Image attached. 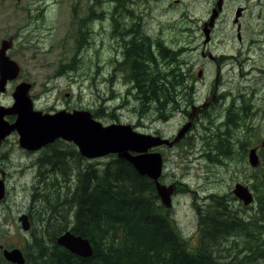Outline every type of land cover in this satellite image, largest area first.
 Returning <instances> with one entry per match:
<instances>
[{
	"label": "rangeland",
	"instance_id": "1",
	"mask_svg": "<svg viewBox=\"0 0 264 264\" xmlns=\"http://www.w3.org/2000/svg\"><path fill=\"white\" fill-rule=\"evenodd\" d=\"M138 1L140 3L134 5L137 9L134 21L140 26H155L157 37L177 36L178 41L174 48L188 46L186 47L188 52L191 51L189 48L196 45L201 38V27L210 17L212 7L217 6V0H136ZM115 2L120 3V1ZM115 2L112 0H94V2L92 0H0V45L2 39L13 38L14 45L9 50V54L18 61L23 70L20 79L8 84L2 101L6 104L13 103L12 93L17 82L25 79L33 84L31 94L37 96L38 107L51 113L50 106L63 108L67 104L78 105L80 108L88 107L105 124L125 123L127 120L132 123L137 122L138 111L141 109V101L138 100L137 95L127 94L125 89L121 93H113L104 84L99 74V66L102 67L106 58H111V52L104 51L100 46L103 38L102 29L105 26H125L119 23L114 25L111 20V9L115 6ZM239 2L245 3L248 7L241 19L245 29V40L240 44L236 35H230L235 28V12H230L229 8L220 15L215 39L216 44L220 42L219 45L217 44L220 54H232L236 47H242V50L238 48L234 52L238 60L233 66L240 86L246 82L248 86H253V89L258 88L256 99L252 102L255 110L261 107L262 103V110L254 117L250 142L253 147L255 145L260 147L264 140V123H262V115L264 116V0H229V6H235ZM91 4L95 8L94 20L88 22V26L96 29L97 33L93 38L95 42L80 48L73 38L74 29L77 26L73 21V7L77 5L79 15L85 17ZM253 38L259 41L253 43ZM77 51L81 56L75 61L73 58L77 57L75 55ZM157 57L160 60L161 69L168 70L165 60L159 53ZM72 63L73 68L76 67L74 70H69L60 77H54L61 65ZM230 67V65L226 66V79L232 77L231 74H227ZM211 76L213 73H209V77L214 78ZM173 109L175 108H171ZM168 120L157 118L152 123V127L162 129L173 136L180 128L178 127L179 118L174 117ZM205 144L198 138H190L174 149L164 150L166 177H170V181L181 182V187L185 188L174 195L173 206L166 209H170L179 229L191 245L197 244L200 237L198 209H203L210 204L212 194L224 196V201L229 206L239 208L241 217H249V206L255 203L256 199L245 206L243 201L235 195L234 188L237 183H243L252 190L256 198V190L251 185L252 180L254 181L252 176L264 165L254 167L248 160V166L252 170L249 168L251 174L245 175L239 171L244 165L243 150L240 153L235 150L227 153L216 151L217 155L200 157L201 148ZM243 144L244 142L241 143ZM232 145L239 147L236 142ZM208 162L211 163L210 166ZM35 177L31 173L16 174L10 181L9 200L0 205V244L21 247L25 231L22 229L21 221H18V216L26 212L30 207L29 204H32L31 193L37 184ZM51 177H44L43 181L45 179L49 181ZM33 184H35L34 188H32ZM8 201L9 205L6 204ZM59 214L62 213L59 212ZM57 223L58 221L52 222L49 228L51 233L58 228ZM245 237L231 236V241L238 240L236 244L240 245L242 241H245ZM228 245L229 241L224 239L220 246L226 248ZM26 246L21 249L25 258ZM261 246H264V242ZM2 250L0 249V262L5 263L2 259L4 258ZM244 252L249 251L233 246L232 253L230 250H225L223 253L227 257L221 260L234 262L233 254L236 262L239 263L243 260Z\"/></svg>",
	"mask_w": 264,
	"mask_h": 264
},
{
	"label": "trees",
	"instance_id": "2",
	"mask_svg": "<svg viewBox=\"0 0 264 264\" xmlns=\"http://www.w3.org/2000/svg\"><path fill=\"white\" fill-rule=\"evenodd\" d=\"M92 6L85 17L79 15L77 5L73 7V21L77 26H88L94 20ZM126 16L111 9L114 25ZM177 55L178 51L162 48L161 57L167 63H174L172 68L162 70L157 58L155 93L141 91L137 95L142 102L155 101L161 113L167 102L173 100L176 89L183 86L181 69L175 65L179 63ZM139 64V83L149 84L151 78L145 74L143 57ZM69 65L64 64L72 67ZM61 160L57 175L39 182L35 190L32 204L38 215L25 245L26 264H264V246H261L264 242V165L252 176L256 202L249 206V217H241L239 208L229 206L224 196L212 194L210 204L203 208L199 240L191 245L161 203L154 181L139 174L127 159L110 154L104 164L94 162L87 167L88 171L83 165L78 168L75 182L71 179L70 160ZM53 221H58V228L51 233ZM69 229L91 240L92 256H78L58 244V236ZM231 236L246 237L237 245L238 240L231 241ZM224 239L229 241L231 249L229 245V248L220 246ZM232 244L249 251L244 252L239 263L233 254L234 262L221 260L227 257L225 250L232 253ZM2 259L5 263L0 264H14Z\"/></svg>",
	"mask_w": 264,
	"mask_h": 264
},
{
	"label": "flooded vegetation",
	"instance_id": "3",
	"mask_svg": "<svg viewBox=\"0 0 264 264\" xmlns=\"http://www.w3.org/2000/svg\"><path fill=\"white\" fill-rule=\"evenodd\" d=\"M112 1H120V3L115 2V6L112 7V9L127 16L123 18L122 20L124 21H121L120 23L121 25L123 24L125 26H105L102 29L103 38L100 42V46H102L104 51L111 52V58H106L105 63L102 64V67L99 66V74L101 75L104 84H106L107 87L113 91V93H121L123 92V89H125L127 94L132 95H138L141 91L147 92L148 94H154L155 69L158 58L157 54L159 53L161 56L162 48L178 51L177 59L179 63H176L175 65L181 69L183 75V86L177 88L173 100L167 102V105L164 108L165 113H161L158 110L155 101L145 100V102H142L138 98V100L141 101V109L138 111L139 120L134 123L127 120L125 123L132 124L134 129L138 132L161 135L163 137H168L170 140L175 138L183 126L189 124L190 128L186 132L183 139L176 142L173 146L163 144L150 149V151H159L163 155V160L165 162L164 150L166 148L174 149L185 142L186 139L198 138L206 143L201 148L199 154L200 157L207 158L211 154H217L216 151L223 152V150H225L227 153L230 150H235L237 153H240L241 150H243L245 153V155L242 156L244 165L239 171L245 175H248L251 172L249 171L250 167L248 166V163L250 162H248L249 151L253 148L250 142L252 137V125L254 123V117H256V115L262 110V103L261 107L255 110L254 103L252 101L256 99V89L258 88L253 89V86H248L246 82L243 86H240V84L237 83V72L234 70L233 64L237 62L236 60H238V57L236 54H234V52L237 51L238 48H241L240 50H242V47H236L231 52L232 54H220L218 53L217 46V44L219 45L220 42L216 44L215 39V31L220 15H223L225 11H228V8L230 9V12H235L236 14V11L242 7L243 13L240 21L239 23H235L234 21V27L236 30L233 28V32L230 33V35H236L239 43L245 40V29L241 19L247 12V5L243 2H239L235 4V6H229V0H222V9L220 10V15L216 19L214 26L211 27L209 35L210 40L206 41L207 36L204 33L205 21L201 27V38L196 45L192 46V48H189L191 51L188 52V49L186 48L188 46H183L179 49L174 48L175 43L178 41L177 36L174 38L162 36L157 37L155 26H140L134 21V19L132 20L131 16H134L135 18V14L137 13V9L134 8V5L135 3H140L139 1ZM218 1L220 0H217V2ZM212 5L214 4L212 3ZM215 7L216 6L212 7V11ZM96 33V29L93 26H75L73 38L77 41L78 47L84 48L87 45H92V43L95 42L93 41V38ZM257 40L258 39L253 38V43ZM140 54H142V56H140ZM75 55L77 56L73 58L75 61L80 59L81 55L78 51L75 52ZM141 57H143L144 64L147 67L145 74H148L152 79H150L149 84L145 85H141L139 83L140 75L138 73V69H140L139 60ZM173 64L174 63L171 64L170 62L167 63L165 61V66H167V68H172ZM227 65L231 66L227 71V74L232 75V77H229L228 79H226L225 72ZM75 68H73V63L72 67L68 68L64 65H61V68L58 69V72H55L54 77L65 75L66 72L69 70H74ZM209 73H213V76L211 77L214 78H210ZM22 75L23 70L21 68L19 79ZM242 76L243 75H241V77ZM24 80L25 79H21L20 81ZM19 82H17V84ZM9 83L11 84L13 81ZM6 91L0 94V105L9 107L13 103L6 104L2 101V96L6 93ZM32 97L36 109H40L44 112H50L43 108H39L38 104L36 103L37 96ZM49 108L52 109V113L62 109L70 112L75 111L76 109L90 110L88 107L80 108L78 105L71 106L68 104L64 105L63 108H59L58 106H50ZM171 108L175 109L171 110ZM94 117H96L95 114ZM174 117L179 118L178 127L180 128L176 131V134L174 133L175 135L173 134V136H170L171 134H167L162 129H154L152 127V123L156 121L157 118L170 120ZM96 118L98 119V117ZM2 120L4 121L3 123L6 129L8 125L15 123L17 120V115L13 113H7L3 116ZM262 123H264L263 115ZM234 142L238 143L239 147L233 146L232 144ZM242 142H244L243 145H241ZM254 147H257L261 165L263 163L264 155V140H262L260 147L258 145H255ZM210 149L213 150L210 151ZM61 158L70 160L71 179L73 182L76 181L75 175L79 167L85 165L86 168L88 166V168H90L94 162L97 165H102L107 161V156L92 159L83 157L78 146L74 142L63 138H58L55 141L46 143L38 149L29 150L21 145L19 131L17 129L11 130L10 133L5 135V137H3L0 141V179L3 180L5 187V194L0 200V205H3L7 199L9 200L11 189L10 181L14 179V175L25 173H31L36 176L35 180L37 181V184L36 186L33 184L32 188H34V186L35 188L31 193V201L33 202L36 187L40 181H43V177L52 176L55 174L57 175L59 172L60 166L63 163ZM210 165L211 163L208 162V166ZM164 166L165 163L163 165V172L160 177L161 182L165 183L166 185H175L174 195L179 192L180 189H185L181 187V182L170 181V177H166ZM6 204L9 205V201ZM29 205L30 207L27 209V211L22 212V214L18 216V221H20V217L26 214L31 224V227L28 231L24 230V241L21 244V247L16 245L0 244L1 250L2 245L3 248L10 249L15 247L23 249L25 245H27L28 239L34 230L36 220L35 218L37 217L36 208L33 204ZM202 212L203 209H198L200 223Z\"/></svg>",
	"mask_w": 264,
	"mask_h": 264
},
{
	"label": "water",
	"instance_id": "4",
	"mask_svg": "<svg viewBox=\"0 0 264 264\" xmlns=\"http://www.w3.org/2000/svg\"><path fill=\"white\" fill-rule=\"evenodd\" d=\"M210 18L204 24L206 41H209L211 27L222 9V0L218 1ZM243 13L240 7L235 14V23H239ZM13 38H4L0 45V94L7 90L8 83L18 80L21 66L8 51L13 47ZM32 82L20 81L13 93V104L9 107L0 105V141L11 130L17 129L20 133V143L29 150H35L42 145L63 138L74 142L81 154L89 159L116 154L119 158L127 159L139 174L151 178L166 208L173 206L175 185L162 183L160 177L163 172V155L159 151H150L157 146L167 144L173 146L183 139L190 125L183 126L173 140L161 135L141 133L134 129L130 123L113 122L105 124L94 117L91 110L76 109L75 111L59 110L55 113L44 112L35 108L31 94ZM7 113L17 115L14 124L5 129L3 116ZM135 152V153H134ZM249 161L252 166L258 167L261 163L257 147L249 151ZM235 195L243 201L245 206L254 202L255 195L243 183H237L234 188ZM5 194L3 180L0 179V200ZM22 228L28 231L31 227L26 214L20 217ZM58 244L81 257H90L94 254L91 240L82 235L75 234L70 229L57 238ZM4 257L12 263L25 264L26 258L20 248H3Z\"/></svg>",
	"mask_w": 264,
	"mask_h": 264
},
{
	"label": "bare ground",
	"instance_id": "5",
	"mask_svg": "<svg viewBox=\"0 0 264 264\" xmlns=\"http://www.w3.org/2000/svg\"><path fill=\"white\" fill-rule=\"evenodd\" d=\"M84 157V156H83ZM89 167V166H88ZM170 210V209H169Z\"/></svg>",
	"mask_w": 264,
	"mask_h": 264
}]
</instances>
